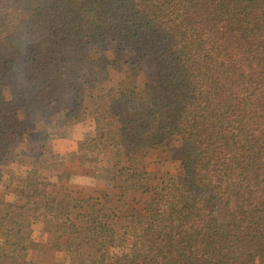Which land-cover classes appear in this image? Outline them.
Segmentation results:
<instances>
[{
	"label": "trees",
	"instance_id": "1",
	"mask_svg": "<svg viewBox=\"0 0 264 264\" xmlns=\"http://www.w3.org/2000/svg\"><path fill=\"white\" fill-rule=\"evenodd\" d=\"M121 62L129 77L105 90ZM0 89L19 91L0 97V145L21 113L57 105L58 128L95 125L80 157L96 179L150 197L114 217L56 188L62 163L42 131L23 199L0 217V264H34L37 224L78 239L82 264H264V0H0ZM157 151L180 170L132 168ZM107 153L114 166L100 167Z\"/></svg>",
	"mask_w": 264,
	"mask_h": 264
},
{
	"label": "rangeland",
	"instance_id": "2",
	"mask_svg": "<svg viewBox=\"0 0 264 264\" xmlns=\"http://www.w3.org/2000/svg\"><path fill=\"white\" fill-rule=\"evenodd\" d=\"M114 44L109 43L106 54L112 58ZM130 57V55H128ZM130 70L121 62L118 67L109 70V80L105 83L104 89L116 88L120 83L125 82L129 77ZM155 69L152 60H147L141 70L135 73L138 83H150L154 78ZM123 84V83H122ZM139 86V85H138ZM2 100L19 99L17 89H0ZM57 105L51 106V116L44 118L39 113L26 115L21 113L22 126L17 127L15 133L10 134L8 139L0 145V167L2 178L0 179V217L4 214L6 205L21 203L22 181L27 174L33 170L32 162L34 156L38 154L42 147V142L38 134L42 131L48 133L52 141L55 152L60 157L62 163V174L60 181L54 183L56 188L64 185L68 192L75 199L90 201L96 209L108 211L114 217H122L133 210L141 211L144 202L149 200L148 195L126 193L113 187L105 180L94 177L96 165L90 164L80 157V151L90 144V139L96 136L95 125L88 120L85 123L76 124L68 128H58L56 122L62 118L61 111ZM172 145L168 148L170 149ZM113 155L107 153L101 157L103 162L100 167H113L115 161ZM122 167L127 166L125 159L118 162ZM134 170H145L157 176L165 174H175L180 170V161L172 159L161 151L150 152L146 156H137L133 167ZM34 178L44 175L43 170H34ZM49 172H47L48 174ZM55 188V189H56ZM48 190H53V185L48 186ZM33 242L35 248L30 251L29 259L34 264H82L83 259L77 257L74 248L79 244V240L67 236L59 237L52 231H47L41 224L34 227ZM63 246H71L72 253L61 251Z\"/></svg>",
	"mask_w": 264,
	"mask_h": 264
}]
</instances>
